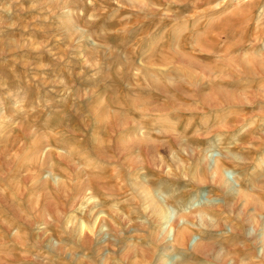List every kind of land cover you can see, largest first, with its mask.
<instances>
[{
  "label": "rangeland",
  "instance_id": "374dc122",
  "mask_svg": "<svg viewBox=\"0 0 264 264\" xmlns=\"http://www.w3.org/2000/svg\"><path fill=\"white\" fill-rule=\"evenodd\" d=\"M257 54L264 55V0H0V225L30 229L22 226L19 236L30 245L29 261L37 264H120L105 262L111 257L122 264H178L185 258L216 264L223 257L226 264H248L240 250L244 242L255 257H264V217L256 215L258 206L246 208L245 200H238L240 192L257 198L255 188L264 184L259 168L264 164V106L230 107L194 118L168 115L171 110L165 107L198 106L213 92L208 82L245 103L264 98V77L246 80L228 74L235 67L242 71L240 60ZM189 66L194 78L183 72L173 78L172 70ZM112 102L123 106L116 110L125 117L123 139L131 150L124 167L103 157L110 144L114 157L118 154L101 130L109 119L103 108ZM90 105L96 106V119L102 118L88 130L90 117L82 110ZM197 121H209L213 125L206 127L216 130L229 121L235 128L211 134ZM85 133L95 137L87 148L80 144ZM13 141L16 145L10 146ZM138 142L157 145L166 156L155 157L157 164H149L152 172L144 167ZM96 148L103 152L101 159L91 156ZM201 159L209 170L218 159L224 160L226 191L212 180L198 184L193 178ZM250 161L252 166L245 168ZM120 178L126 180L125 210H119L121 202L106 207L99 198L108 193L106 181L115 189ZM88 184L94 192L87 190ZM142 185L155 190L167 207L163 226L150 223L149 208L141 200ZM102 211L103 219L96 220ZM253 217L256 225L250 221ZM172 223L180 229L189 225L187 254L174 244ZM87 225L94 226L96 234L82 232ZM54 227L76 229L75 239L47 231ZM223 237L230 240V248L219 245L198 253L199 245ZM121 247L124 252L116 255L114 250ZM11 249L0 246L3 253ZM148 250H154L152 259L145 254Z\"/></svg>",
  "mask_w": 264,
  "mask_h": 264
},
{
  "label": "bare ground",
  "instance_id": "6f19581e",
  "mask_svg": "<svg viewBox=\"0 0 264 264\" xmlns=\"http://www.w3.org/2000/svg\"><path fill=\"white\" fill-rule=\"evenodd\" d=\"M81 32V31H80ZM83 33V32H82ZM85 35V34H84ZM84 38V37H83ZM86 41V40H85ZM93 45V44H92ZM242 58V57H241ZM229 64V63H228ZM237 66V65H236ZM240 68L242 69V71H238V70H236V67H235V65H234V67H235V69H230V70H228L229 72H228V74L232 77L233 76V78H237V77H241L242 79H253V78H255V79H257V78H259L260 80H261V78H263L264 77V55L262 54H260L259 56H258V54L257 55H250L249 56V58L247 59L246 58V60H244V59H242V60H240ZM190 68H180V69H177V70H172L171 71V73L172 74H174V79H177L178 77H179V75L181 74L182 75V72H183V74L185 75V76H187L188 78H194L195 77V71H193V69H191V66H189ZM238 67V66H237ZM236 71V72H235ZM233 72H235L234 74H233ZM167 75V74H166ZM204 75L205 76H207L205 73H204ZM257 75V76H256ZM214 75H213V73L212 74H210L209 75V78H212ZM127 78H129V77H127ZM162 78L163 79H165L164 78V76L162 75ZM217 79V78H216ZM157 81H159V80H157ZM198 82V81H197ZM153 83V82H152ZM157 83V82H156ZM161 83V82H160ZM192 83V82H191ZM238 83V82H237ZM158 84V87H159V83H157ZM208 84H210L212 87H213V92H212V94H211V96L209 97L208 95V97L207 96H205V97H203V98H201V101H200V103L198 104V106H195L194 108H190V107H186V108H183V106H178V105H176L177 107H175V108H173L174 106H172L171 104H166L165 105V107H166V109H167V111H169V110H171L170 112V114H168V115H171V114H174V116L175 115H177V116H182V115H186L187 117L188 116H190V118H194V117H196V116H207V115H209V114H219V113H221L222 111H224V110H226V109H229L230 107L232 108V107H243V110H254V108L257 106L256 104H258V106H260L259 104H261V105H263L264 106V98H263V96L262 97H260V99L259 100H256V101H253V102H251V103H249L248 101H246V102H248V103H245L243 100H240V98H237V97H235V95L233 96V97H231V94H228V92H225V91H223L222 92V90L221 91H219V89H217L215 86V84L214 83H209L208 82ZM224 86H225V83L223 82L222 83ZM228 84V83H227ZM155 85V84H154ZM156 88H157V86H156ZM161 88V87H160ZM164 88V87H163ZM162 88V89H163ZM205 88V87H204ZM160 90V89H159ZM166 91V90H165ZM168 92V91H167ZM257 92V91H256ZM166 93V92H165ZM255 94V93H254ZM239 95V94H238ZM242 95V94H241ZM253 95V94H252ZM258 95H260V94H258ZM165 96V95H164ZM261 96V95H260ZM168 97V96H167ZM252 97V96H251ZM169 98H171V97H169ZM248 100V99H247ZM106 101V103H107V100H105ZM104 101V102H105ZM67 102V101H66ZM84 102V101H83ZM170 102V101H169ZM101 103H103V101L102 102H100V103H98L99 105H101ZM119 103V102H118ZM115 104L114 102H112V103H109V104H107L108 106L106 107L105 106V108H103V107H101L100 106V108H103V112H106L107 114H108V116H109V119H108V121H107V123L104 125L102 122H101V125H102V128H101V130H102V134L105 136V138L107 139V141L109 142V143H111V141L114 143V145H115V147L118 149V154H117V156L116 157H114V155L112 154L113 153V145L112 144H110V145H107L106 146V151H105V153L106 154H104L105 156H103L102 154H103V152L102 151H99L97 148L95 149V150H93L92 151V155L91 156H93V157H99L100 158V156H103L105 159H106V161L109 163V164H117V165H123L124 164V160L127 158V151H128V148L125 146V141H124V139H123V134L125 133V131H127V130H125V128H126V125H125V117H123V115H122V112H120V109L119 110H116L117 108L116 107H118V106H120V108L121 107H123V106H121L120 104ZM172 103V102H171ZM40 104V103H39ZM43 104V103H42ZM41 104V105H42ZM67 104H69V103H67ZM66 104V105H67ZM98 104L96 105V106H98ZM81 105V104H80ZM104 105H106V104H104ZM174 105V104H173ZM40 106V105H39ZM83 106H84V104H83ZM96 106H92V107H95L96 108ZM65 107V106H64ZM91 107V105L90 106H88L87 108H85V109H83L82 110V113L84 112L85 114H87L89 117H90V119H88L89 121V124H88V126H86L87 128H88V130L91 128L90 126H93L94 124H97L98 125V119H100V117L102 118V115L100 116V115H98V113H97V116L99 117L98 119H96L97 117L96 116H94V113L97 111V109L95 110V108H92ZM35 108H36V106H35ZM83 108V107H82ZM95 110V111H94ZM98 110H100V109H98ZM235 110V109H234ZM37 111H38V109H37ZM41 111V110H40ZM81 111V110H80ZM101 111H102V109H101ZM116 111H117V113H116ZM122 111V110H121ZM228 111V110H227ZM230 111V110H229ZM239 111H241V110H239ZM4 112H5V114L7 115L8 114V110H7V107L5 106L4 107ZM68 112V111H67ZM99 112V111H98ZM118 112H120V113H118ZM71 113V112H70ZM100 113V112H99ZM105 113V114H106ZM34 114V113H33ZM96 114V113H95ZM107 114L106 115H104V113H103V116H107ZM71 116L73 115V114H70ZM81 116V115H80ZM125 116V115H124ZM37 117V116H36ZM72 117H76V116H72ZM203 117H201V118H203ZM70 118V117H69ZM13 119V118H12ZM11 119V117H10V125H13L14 123V119L12 120ZM76 119V118H75ZM74 119V120H75ZM80 119V118H79ZM234 119H236V120H238V117H236V118H234ZM65 120V119H64ZM67 120V119H66ZM70 120V119H69ZM68 120V121H69ZM235 120V121H236ZM72 121V120H71ZM80 122L82 121V120H79ZM232 121H234V120H232ZM75 122H77L78 123V121H74V123ZM196 122V121H195ZM195 122H193L192 123V125L191 126H193V125H198L199 126V123L201 124V125H204L205 126V128H208V127H206V126H208V125H213V123H211V122H209V121H205V122H199V121H197V123H195ZM237 122V121H236ZM71 123V122H70ZM84 123H85V121H84ZM195 123V124H194ZM79 124V123H78ZM82 124V123H81ZM181 124V123H180ZM58 125V124H57ZM61 125H63V124H61ZM64 125H65V123H64ZM69 125H71V124H68L67 126H69ZM97 125H95V126H97ZM190 125V124H189ZM60 126V125H59ZM100 126V125H99ZM74 127V126H73ZM85 127V128H86ZM179 127V126H178ZM60 128V127H59ZM71 128V127H70ZM235 128V126L233 127V126H231L230 125V122L228 121V122H226V124H224V126L221 128V129H219L218 127H217V130L214 128V127H211V128H208L209 129V132H208V130H207V132L208 133H214V132H218V131H221L222 129H234ZM64 129H66V128H64ZM67 130V129H66ZM80 130V129H79ZM82 130V129H81ZM80 130V131H81ZM69 131V133H70V130H68ZM73 131L74 132H76L77 130H74L73 129ZM73 131L71 132L72 134H73ZM86 131H87V129H86ZM82 132V131H81ZM89 132V131H88ZM206 132V131H205ZM204 132V133H205ZM15 133V132H14ZM83 133V132H82ZM203 133V135H205ZM223 133V132H222ZM72 134H71V136H72ZM77 134V133H76ZM85 134H87V137L86 138H84V141H80V144H82V145H86V148H87V146L88 145H90L91 143H92V141L95 139V133H94V138H92L91 137V135H89V133H85ZM20 136H22V135H20ZM63 136H64V134H63ZM66 136V135H65ZM65 136L63 137V138H61V139H64L65 138ZM76 136V135H75ZM60 137V136H59ZM69 137V136H68ZM72 137H74V135L72 136ZM67 138V137H66ZM66 138L64 139V140H66ZM71 138V137H70ZM218 138V137H217ZM23 139H24V137H23ZM51 139V138H50ZM93 139V140H92ZM15 140H17V136H16V138H15ZM14 140V141H15ZM64 140H61L62 142H65ZM67 140H69V139H67ZM67 140H66V142L64 143V144H66L67 143ZM73 140L74 139H72V142H73ZM79 140V139H78ZM12 142V144H10V146L11 145H16V142ZM25 141V140H24ZM23 141V143H25ZM71 141V140H70ZM220 141H222L221 140V137L219 138V139H217V142H220ZM36 142V141H35ZM75 142V141H74ZM108 142H107V144H108ZM137 142V141H136ZM23 143H22V145H23ZM28 143V142H27ZM40 143V142H39ZM50 143H51V141H50ZM139 143V142H138ZM137 143V144H138ZM33 144V143H32ZM58 145L57 146H59L60 144H59V141H58V143H57ZM73 144V143H72ZM134 144H136V143H134ZM136 144V146L137 147H139V151H138V153H139V155L140 156H142L144 159L142 160L143 161V164H144V167L146 168V170H148V172H152V169H150V165L149 164H157V162H158V160H157V158H155V157H157L158 156V154L160 155L162 152L161 151H158V146L157 145H154L153 144V146H151V145H140L141 143H139L138 145ZM67 146H68V144H66ZM66 145H64V147H66ZM70 146H71V143H70ZM213 146H215V145H213ZM36 147H38V144H37V146ZM85 147V146H84ZM130 147V146H129ZM18 148V147H17ZM67 148H69L70 149V147L68 146V147H66V150H67ZM85 148V149H86ZM92 148H93V146H92ZM164 148V147H163ZM21 149H23V147H21ZM38 149H39V147H38ZM90 149V148H89ZM132 149V148H131ZM229 149V148H228ZM65 150V149H64ZM135 150V149H134ZM164 151L166 150V148H164L163 149ZM70 151V150H69ZM87 151H88V149H87ZM90 151V150H89ZM129 151H131L130 149H129ZM128 151V152H129ZM255 151L258 153L259 152V150L258 149H255ZM37 152V151H36ZM88 153V152H87ZM90 153V152H89ZM130 153V152H129ZM164 153V152H163ZM162 153V154H163ZM167 153V152H166ZM195 153H196V151H195ZM229 153L230 154H232L233 155V151H232V149H229ZM161 154V155H162ZM81 155V154H80ZM79 155V156H80ZM70 156H72V155H70ZM161 158H163V159H165L166 158V156L165 155H162L161 156ZM205 158V157H204ZM86 159V158H85ZM101 159V158H100ZM93 159H91V161H92ZM96 160V159H95ZM235 160H238L237 158H235ZM234 160V161H235ZM100 161V160H99ZM146 161V162H145ZM162 160H160L159 162H161ZM166 160H164V162H165ZM203 161L205 162V164H206V162H208L207 161V158L206 159H203ZM86 162H89V161H86ZM151 162H154V163H151ZM156 162V163H155ZM163 162V161H162ZM236 163H238V164H240V162L239 161H236ZM247 163V162H246ZM159 164V163H158ZM234 164V163H233ZM238 164H236L235 166H237L238 167ZM252 162L250 161L249 162V164H245V168H249V167H251L252 166ZM87 165H89V164H87ZM243 165V164H242ZM88 167V166H87ZM122 167H124V165L122 166ZM225 167H226V164H225V162H224V160L223 159H218L217 161H216V163H215V167L212 169V170H209L208 169V167L207 166H203V163H202V159H201V162L200 163H198V165H197V175H195L194 174V176L195 177H193V178H195V179H197L196 181H197V183L198 184H205L207 181H210V180H212V184H214L216 187H218L219 189H221V190H225L226 191V189H228V184H227V182L225 181V178H224V170H225ZM240 167H241V165H240ZM239 168V167H238ZM259 168H261V169H263V171H264V164H260L259 165ZM120 170H124V169H121V168H119ZM123 172V171H122ZM121 172V173H122ZM86 174V173H85ZM89 174V173H88ZM122 174H124V173H122ZM111 175V174H110ZM156 175V173L154 174V176ZM82 176V175H81ZM261 177V176H260ZM115 179H116V177H114ZM159 178V177H158ZM113 179V178H112ZM125 179V178H124ZM123 178L121 179H118L117 180V184H115V189H111L110 188V186L109 185H107V181H106V183H105V186L107 187V188H109V190H108V193H106V194H101V196L99 197L100 199H102L104 202H105V205H106V207H108L112 202H117L118 201V203L119 202H121V203H119L118 205H119V207H120V209L119 210H125L126 209V206H125V202H124V199L127 197V187H126V180H124ZM90 178H89V182H90ZM107 180H109V177H108V179ZM118 181H120V182H118ZM145 181V180H144ZM92 182V181H91ZM88 183V182H87ZM86 183V184H87ZM112 183V182H111ZM146 183H148V185H150V186H152L153 185V182L152 181H146ZM91 184V183H90ZM154 184H155V182H154ZM89 185V184H88ZM114 185V184H113ZM112 185V186H113ZM90 186V185H89ZM88 186V187H89ZM107 188L105 189V190H107ZM142 190H143V192H145V194H144V196L142 197V202L145 204V205H147L148 206V210H149V213H150V223L152 224V223H156L157 221H159V222H161V223H159L160 225L162 224V226H163V224H164V221H167L168 220V210H167V207L161 202V201H159V199L157 198V196H156V191L155 190H152L151 192H149V190H148V188H146L145 186H143L142 185ZM258 188V190L256 191L257 192V198L256 197H254V196H250V195H248L247 193H242V192H240L239 193V195H238V200L240 201V200H242V199H244L245 200V203H244V207H246L247 208V206L249 205V204H252L254 207H256V206H258L259 207V209L257 210L256 209V215L257 216H259V215H262L263 217H264V205H262L261 204V200H264V184H262V185H259V186H257L256 188H255V190ZM87 190H90L91 192L93 191H95V189H93V187H89ZM228 191V190H227ZM226 193V192H225ZM227 194V198H229V191L226 193ZM103 195V196H102ZM91 198H89V200H90ZM123 200V201H122ZM2 202V201H1ZM4 202V201H3ZM141 202V201H140ZM112 205H114L113 203H112ZM117 205V204H116ZM247 205V206H246ZM6 206V205H5ZM10 206H11V204H10ZM249 206H251V205H249ZM14 207V206H13ZM111 207V206H110ZM116 207V206H115ZM223 208V207H222ZM222 208H219V209H222ZM12 209L13 208H11L10 210L12 211ZM108 209V211L106 212L110 217H112V215H114L112 212H111V208H107ZM114 209V208H113ZM9 210V211H10ZM10 211V212H11ZM16 211V210H15ZM115 211V210H114ZM211 211H212V209H211ZM119 212V211H118ZM215 212V211H214ZM220 212V211H219ZM235 211L234 210H230V214L232 215L233 213H234ZM104 213V211H102V212H100V213H98L97 214V216L95 217L96 218V220L99 218L100 219V217L102 218V215L101 214H103ZM120 213V212H119ZM119 213H117V215L119 214ZM207 213H208V211H207ZM226 213V212H225ZM15 214V213H14ZM212 214H214L213 212L212 213H210V215H212ZM217 214V213H216ZM227 214V213H226ZM96 215V214H95ZM206 215V213H203V214H201V215H199V216H201V219H204L203 217ZM207 215H209V213L207 214ZM209 215V216H210ZM234 215V214H233ZM104 216H106V215H104ZM189 217H190V215H188ZM208 216V217H209ZM119 217V216H118ZM118 217H116L117 219H118ZM187 217V216H186ZM197 217V216H196ZM212 217V216H211ZM218 217H219V214H218ZM13 218V217H12ZM94 218V219H95ZM226 218H228V219H231V217L230 216H226ZM103 219V218H102ZM187 219H189L188 217H187ZM186 219V220H187ZM192 219H193V217H192ZM212 219H213V217H212ZM58 220V219H57ZM101 220V219H100ZM190 220V219H189ZM215 220V219H214ZM188 221V220H187ZM251 222H253V224H255L256 225V220H255V217H253L251 220H250ZM201 222H202V220H201ZM5 223V222H4ZM7 223V222H6ZM157 223V225H159ZM1 224L2 225H0V242L1 241H3L4 243L2 244H0V246L1 245H4V244H7L9 247H11L12 246V249H11V252L10 251H5L4 253L3 252H1L0 251V254L2 255V256H0V264H37L36 262H33L32 260L31 261H29V259H28V257H29V253H28V250H29V247H30V245H29V243H26L24 240H22L21 239V237L19 236V234L21 233V231H23L22 229H23V227L25 226V225H18L17 224V226H15V224L14 223H12L11 225H3V223L1 222ZM23 226V227H22ZM189 226V225H188ZM188 226H183L181 229H180V227H177L174 223H172L171 224V228L173 229V231H174V244L176 245V247H179L181 250H184L186 253L185 254H187L188 252H187V246H188V240H189V238H190V229L188 228ZM204 226V225H203ZM26 227V226H25ZM24 227V228H25ZM236 227L237 228H239V225H237L236 224ZM101 228V227H100ZM25 230H27V231H29L30 232V229L29 228H25ZM119 230H121V229H119ZM118 230V231H119ZM125 230V229H124ZM264 230V229H263ZM47 231H51V232H54V233H56L58 236L59 235H66L70 240H74L75 239V235H76V229H69V227L68 228H62V227H54V228H47ZM82 232H84V233H93V234H96V229L94 228V226H88L87 225V227L85 226V228H83L82 230H81ZM123 231V230H122ZM122 231H120V232H122ZM13 232H15V233H13ZM83 233V234H84ZM98 233V232H97ZM101 233V232H100ZM124 233V232H123ZM204 233H205V231H204ZM17 235L16 237H14L13 235ZM151 234V233H150ZM206 234V233H205ZM122 235V234H121ZM152 235V234H151ZM200 235V234H199ZM203 235V234H202ZM262 239H261V241H262V243H263V253H264V232H262ZM120 235H118V237H119ZM121 237V236H120ZM41 238V237H40ZM80 238V237H79ZM82 238V237H81ZM166 238H167V235H166ZM231 238V237H230ZM83 239V238H82ZM154 239H156L155 238V235H154ZM78 240V239H77ZM92 240V239H91ZM121 240H122V238H121ZM157 240H158V238H157ZM230 240L228 239V238H226V237H223V238H221L218 242L217 241H215V239H212V241L211 242H209L208 244H201V245H199L198 246V249H197V251H198V253H204V252H207V251H209V250H212V249H214V248H219V245H224V246H226V247H224V249H226V248H230V246H231V242H229ZM160 242V241H159ZM80 243V242H79ZM120 243V242H119ZM245 243H247V242H244V247L243 248H241L240 250L243 252V253H246V257L248 258V264H264V257H261V258H259V257H255L254 255H253V253H250L249 251L251 250L250 248H248L249 247V244H245ZM111 245V244H110ZM109 245V246H110ZM119 245V244H118ZM112 247H115V248H117V246L116 245H111ZM34 247V246H33ZM247 248V249H246ZM37 250V249H36ZM156 250V249H155ZM248 250V251H247ZM37 251H39V250H37ZM30 252V251H29ZM114 252H115V254L116 255H118L119 253H123L124 252V248L122 249V247L120 248V250H114ZM39 253V252H38ZM4 254V255H3ZM146 256H147V258H149V259H152L153 258V256H154V250L153 251H151V250H148L146 253ZM197 256H199V254L197 255ZM264 256V255H263ZM218 257H221L220 255H218ZM219 259V258H218ZM216 260L214 263H216V264H226V260H225V257H223V260ZM112 260L114 261V262H116V263H120V264H122L123 262H122V260L120 259L119 261H118V259H114V258H110V261L109 260H106L105 262H112ZM118 261V262H117ZM233 261H236V260H233ZM43 264H45V263H43ZM131 264H136L135 262H131ZM178 264H195V263H193V261L191 260V261H189V260H186V258L185 259H183V260H181Z\"/></svg>",
  "mask_w": 264,
  "mask_h": 264
}]
</instances>
